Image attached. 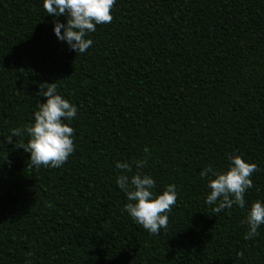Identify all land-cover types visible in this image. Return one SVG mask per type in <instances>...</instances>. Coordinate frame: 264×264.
Segmentation results:
<instances>
[{
  "label": "trees",
  "instance_id": "1",
  "mask_svg": "<svg viewBox=\"0 0 264 264\" xmlns=\"http://www.w3.org/2000/svg\"><path fill=\"white\" fill-rule=\"evenodd\" d=\"M111 14L78 54L43 0H0V264H264V224L245 239L264 203V0H116ZM43 82L78 108L58 168L28 167L6 142L34 122ZM229 155L259 171L244 208L214 213L200 173L223 172ZM144 159L133 173L178 192L156 235L116 183L118 161Z\"/></svg>",
  "mask_w": 264,
  "mask_h": 264
},
{
  "label": "clouds",
  "instance_id": "2",
  "mask_svg": "<svg viewBox=\"0 0 264 264\" xmlns=\"http://www.w3.org/2000/svg\"><path fill=\"white\" fill-rule=\"evenodd\" d=\"M115 2L116 0H43V7L49 15L66 17V23L54 20V33L59 41L66 42L71 50L80 54L93 44L91 39L86 38L87 34L94 32L97 25L111 23V10ZM39 88L41 91L37 95L46 97V102H39L38 110L34 113V122L22 128L11 129L6 142L12 143L13 137L17 138L14 147L23 148L30 153L28 167L58 168L75 151L72 139L75 130L65 121L74 120L78 108L58 94L56 82L40 83ZM24 136L28 138L26 144L19 139ZM144 151L150 154L147 147ZM228 159L230 164L223 172L209 166L200 173L202 179L211 174L208 179L210 193L205 203L215 205L212 208L214 213L231 209L233 205L244 208L245 193L253 187L251 176L259 171L255 163L245 162L240 155H229ZM146 163V159L134 160L131 164L118 161L116 168L121 170V174L118 175L116 183L129 201L124 205V210L145 230L156 235L161 229H167L168 214L177 202L178 192L175 184H169L162 194H155V180L150 175L140 171L133 173V165L136 169H142ZM127 173L133 174L129 177ZM245 222L249 227L245 239L257 236L258 227L264 224V203L259 200L254 202ZM238 256L242 257L243 253Z\"/></svg>",
  "mask_w": 264,
  "mask_h": 264
}]
</instances>
